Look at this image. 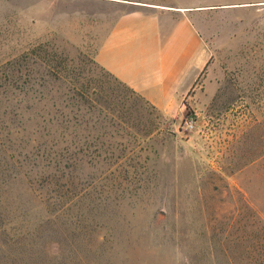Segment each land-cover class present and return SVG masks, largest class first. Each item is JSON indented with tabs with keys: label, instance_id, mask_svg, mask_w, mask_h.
<instances>
[{
	"label": "rangeland",
	"instance_id": "obj_1",
	"mask_svg": "<svg viewBox=\"0 0 264 264\" xmlns=\"http://www.w3.org/2000/svg\"><path fill=\"white\" fill-rule=\"evenodd\" d=\"M138 6L210 55L173 117L96 62ZM0 228V264H264V0H0Z\"/></svg>",
	"mask_w": 264,
	"mask_h": 264
},
{
	"label": "crops",
	"instance_id": "obj_2",
	"mask_svg": "<svg viewBox=\"0 0 264 264\" xmlns=\"http://www.w3.org/2000/svg\"><path fill=\"white\" fill-rule=\"evenodd\" d=\"M183 11L159 6L124 11L96 53L101 68L169 117L182 110L210 59L205 41Z\"/></svg>",
	"mask_w": 264,
	"mask_h": 264
},
{
	"label": "trees",
	"instance_id": "obj_3",
	"mask_svg": "<svg viewBox=\"0 0 264 264\" xmlns=\"http://www.w3.org/2000/svg\"><path fill=\"white\" fill-rule=\"evenodd\" d=\"M34 55L37 56L38 54H36V52H35ZM25 59H26L25 57H22V61H24ZM96 91L97 90L95 89L94 92H96ZM90 92H91V87L89 85H87V86L83 85L81 87V90L79 91L78 95H80L83 98H88L90 96V94H91ZM50 126H52V125H50ZM37 133H41L43 139H48V137L51 136L50 130H49V124H46V125L42 126L40 131H38ZM43 146H44L45 149L43 150L42 154L39 153L38 155H36L35 159H37V158L39 159L40 158L41 162L44 163V168L47 169L46 173H48V175H49L48 178H47L48 185L49 186L57 185L58 183L56 182V180L61 179V177H63V175L61 177L56 176V173L59 172V166H57V159H56V153H55V149L54 148H57L59 146V142L55 143V142H49V141L46 140L45 142H43L42 147ZM69 150H70V148L67 147L65 151L69 152ZM66 159L67 160L69 159V161H71L72 160V156H67ZM50 160H52V162H49ZM67 163H69V162H67ZM34 165H36V164H34ZM38 167H39V165H38ZM65 168L66 169H70L71 166L70 165L68 166V164H66ZM49 177L51 178V181H49ZM39 182H40V180H38V179L35 180V183H39ZM52 215H54V213ZM4 233L5 232L4 231L2 232V229L0 228V255H1V251L4 249L5 246L6 247L10 246V244L7 241L6 237L2 238V234L4 235Z\"/></svg>",
	"mask_w": 264,
	"mask_h": 264
},
{
	"label": "built area",
	"instance_id": "obj_4",
	"mask_svg": "<svg viewBox=\"0 0 264 264\" xmlns=\"http://www.w3.org/2000/svg\"><path fill=\"white\" fill-rule=\"evenodd\" d=\"M197 121L194 117H189L185 122L186 131L192 132L196 129Z\"/></svg>",
	"mask_w": 264,
	"mask_h": 264
}]
</instances>
